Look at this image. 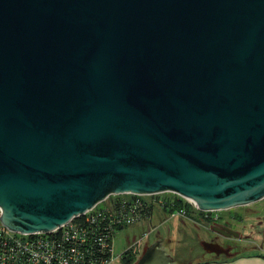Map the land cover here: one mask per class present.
Masks as SVG:
<instances>
[{
  "label": "water",
  "instance_id": "water-1",
  "mask_svg": "<svg viewBox=\"0 0 264 264\" xmlns=\"http://www.w3.org/2000/svg\"><path fill=\"white\" fill-rule=\"evenodd\" d=\"M161 192L264 198V0H0V223Z\"/></svg>",
  "mask_w": 264,
  "mask_h": 264
},
{
  "label": "built area",
  "instance_id": "built-area-1",
  "mask_svg": "<svg viewBox=\"0 0 264 264\" xmlns=\"http://www.w3.org/2000/svg\"><path fill=\"white\" fill-rule=\"evenodd\" d=\"M112 194L91 209L48 232L21 233L0 223V264H115L121 263L123 254L113 250V237L117 230L140 221L149 220L155 207L169 217H188L185 208H174L176 199L200 210L189 198L170 192L160 194ZM172 210H168V209ZM203 212H212L200 210ZM189 218V217H188ZM149 232L133 239L141 244ZM132 246V245H131Z\"/></svg>",
  "mask_w": 264,
  "mask_h": 264
},
{
  "label": "rangeland",
  "instance_id": "rangeland-1",
  "mask_svg": "<svg viewBox=\"0 0 264 264\" xmlns=\"http://www.w3.org/2000/svg\"><path fill=\"white\" fill-rule=\"evenodd\" d=\"M167 195L172 196L170 192L160 194V196ZM263 209L264 199H260L253 203L229 210L231 213L237 212L240 216L239 219L232 220V226L240 231V234L243 236V241H240V243L242 242L241 248H243L241 252H248L261 242V229H264V223L260 224L258 219H261L264 215ZM152 213V217L149 220L140 221L116 231L113 237V250L115 255H119L129 245L130 250L136 251L137 260L143 249L156 239L162 238L166 244L164 248L170 255L179 252L181 253L179 256L182 257L188 255L185 250L196 247L197 233L201 235V238L205 237L204 232L201 231V227L195 225L194 221L188 217L176 216L173 218L164 216L166 214L157 206ZM144 231H150L148 238L146 240L143 239L141 244L137 242L133 243V239L140 237Z\"/></svg>",
  "mask_w": 264,
  "mask_h": 264
},
{
  "label": "flooded vegetation",
  "instance_id": "flooded-vegetation-1",
  "mask_svg": "<svg viewBox=\"0 0 264 264\" xmlns=\"http://www.w3.org/2000/svg\"><path fill=\"white\" fill-rule=\"evenodd\" d=\"M231 209L232 208L212 212H203L200 210L191 211L188 217L194 221L195 225L201 227V231L204 232L205 237L201 238V235L197 233V245L189 250H185L187 251L186 253H188L187 256L181 257L179 256L181 254L179 252L172 254L171 256L174 259V264H202L216 258L231 256L243 251V248H241L242 242L240 243V241H243V236L240 234V231L232 226V220L239 219L240 216L237 212L231 213V211H229ZM258 222L260 224L264 223V215L261 219H258ZM261 236L262 240L259 244L254 246L255 248L264 247V229H261ZM156 240L160 241L162 247L166 245L162 238ZM204 242L217 243L220 246L212 247L206 245ZM206 248H214L220 252L218 254L216 252H207Z\"/></svg>",
  "mask_w": 264,
  "mask_h": 264
},
{
  "label": "crops",
  "instance_id": "crops-1",
  "mask_svg": "<svg viewBox=\"0 0 264 264\" xmlns=\"http://www.w3.org/2000/svg\"><path fill=\"white\" fill-rule=\"evenodd\" d=\"M202 264H264V247L216 258Z\"/></svg>",
  "mask_w": 264,
  "mask_h": 264
},
{
  "label": "trees",
  "instance_id": "trees-1",
  "mask_svg": "<svg viewBox=\"0 0 264 264\" xmlns=\"http://www.w3.org/2000/svg\"><path fill=\"white\" fill-rule=\"evenodd\" d=\"M185 208L187 211V214L190 215L191 213V206L184 202L182 199H176L174 202V208ZM168 210H172L171 208ZM136 260V252L133 250H127L124 254H123V258L121 260V264H132L134 263Z\"/></svg>",
  "mask_w": 264,
  "mask_h": 264
}]
</instances>
